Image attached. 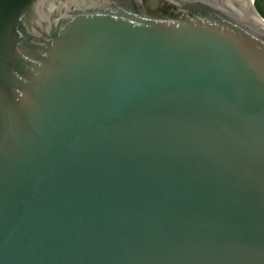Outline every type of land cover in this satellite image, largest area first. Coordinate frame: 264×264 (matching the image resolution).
I'll use <instances>...</instances> for the list:
<instances>
[{"label":"water","instance_id":"95a60500","mask_svg":"<svg viewBox=\"0 0 264 264\" xmlns=\"http://www.w3.org/2000/svg\"><path fill=\"white\" fill-rule=\"evenodd\" d=\"M0 264H264V0H0Z\"/></svg>","mask_w":264,"mask_h":264}]
</instances>
